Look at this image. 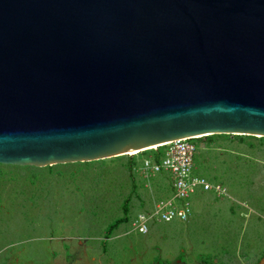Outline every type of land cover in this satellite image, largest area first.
I'll list each match as a JSON object with an SVG mask.
<instances>
[{
    "label": "water",
    "instance_id": "water-1",
    "mask_svg": "<svg viewBox=\"0 0 264 264\" xmlns=\"http://www.w3.org/2000/svg\"><path fill=\"white\" fill-rule=\"evenodd\" d=\"M209 135L264 137V0H0V163Z\"/></svg>",
    "mask_w": 264,
    "mask_h": 264
},
{
    "label": "rangeland",
    "instance_id": "rangeland-1",
    "mask_svg": "<svg viewBox=\"0 0 264 264\" xmlns=\"http://www.w3.org/2000/svg\"><path fill=\"white\" fill-rule=\"evenodd\" d=\"M198 143L194 174L225 193L197 189L187 220L153 221L146 232L136 214L172 190L169 174L140 173L138 153L0 163V264H264V137Z\"/></svg>",
    "mask_w": 264,
    "mask_h": 264
},
{
    "label": "built area",
    "instance_id": "built-area-1",
    "mask_svg": "<svg viewBox=\"0 0 264 264\" xmlns=\"http://www.w3.org/2000/svg\"><path fill=\"white\" fill-rule=\"evenodd\" d=\"M201 137L176 138L137 152L140 154L137 160L140 173L146 179L154 174H169L172 190V195L159 198L147 211L136 214L133 225L139 232H146L149 223L153 221L187 220L191 211L190 197L197 189L216 194L225 193L221 184H213L193 172L194 154L197 149L205 148L203 143H198Z\"/></svg>",
    "mask_w": 264,
    "mask_h": 264
},
{
    "label": "bare ground",
    "instance_id": "bare-ground-1",
    "mask_svg": "<svg viewBox=\"0 0 264 264\" xmlns=\"http://www.w3.org/2000/svg\"><path fill=\"white\" fill-rule=\"evenodd\" d=\"M153 146H155V145H152L151 147H153ZM148 148H150V147H148ZM148 148H142V149H136V150H128V151H124V152H122V153H119V154H117V155H123V154H134V153H137V152L140 151V150H144V149H148Z\"/></svg>",
    "mask_w": 264,
    "mask_h": 264
},
{
    "label": "trees",
    "instance_id": "trees-1",
    "mask_svg": "<svg viewBox=\"0 0 264 264\" xmlns=\"http://www.w3.org/2000/svg\"><path fill=\"white\" fill-rule=\"evenodd\" d=\"M226 136V135H225ZM131 157V156H130ZM131 158H133V161L135 162V159H134V157H131ZM124 207H125V204H124Z\"/></svg>",
    "mask_w": 264,
    "mask_h": 264
}]
</instances>
